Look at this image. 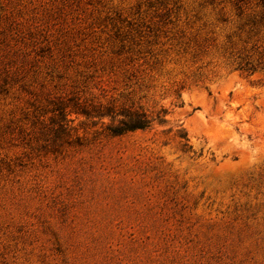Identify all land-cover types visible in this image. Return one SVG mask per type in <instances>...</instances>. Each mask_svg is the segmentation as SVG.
<instances>
[{
	"label": "rangeland",
	"instance_id": "obj_1",
	"mask_svg": "<svg viewBox=\"0 0 264 264\" xmlns=\"http://www.w3.org/2000/svg\"><path fill=\"white\" fill-rule=\"evenodd\" d=\"M0 264H264V0H0Z\"/></svg>",
	"mask_w": 264,
	"mask_h": 264
},
{
	"label": "trees",
	"instance_id": "obj_2",
	"mask_svg": "<svg viewBox=\"0 0 264 264\" xmlns=\"http://www.w3.org/2000/svg\"><path fill=\"white\" fill-rule=\"evenodd\" d=\"M150 125V120L142 113L134 116H129L127 119L121 120L117 125L110 126L108 128L109 133L112 136H120L127 132H133L135 130H144ZM179 138L187 142L186 135L179 133ZM186 144L184 145V147Z\"/></svg>",
	"mask_w": 264,
	"mask_h": 264
}]
</instances>
